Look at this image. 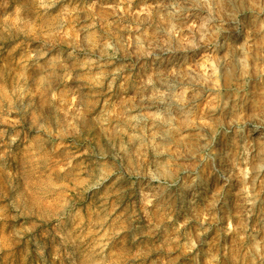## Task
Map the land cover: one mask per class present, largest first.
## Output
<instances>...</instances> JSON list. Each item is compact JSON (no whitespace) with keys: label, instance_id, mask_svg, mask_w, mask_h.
Listing matches in <instances>:
<instances>
[{"label":"rangeland","instance_id":"374dc122","mask_svg":"<svg viewBox=\"0 0 264 264\" xmlns=\"http://www.w3.org/2000/svg\"><path fill=\"white\" fill-rule=\"evenodd\" d=\"M264 0H0V264H264Z\"/></svg>","mask_w":264,"mask_h":264},{"label":"bare ground","instance_id":"6f19581e","mask_svg":"<svg viewBox=\"0 0 264 264\" xmlns=\"http://www.w3.org/2000/svg\"><path fill=\"white\" fill-rule=\"evenodd\" d=\"M258 174H259V176H261L262 174H263V172H264V165H261L259 168H258Z\"/></svg>","mask_w":264,"mask_h":264}]
</instances>
